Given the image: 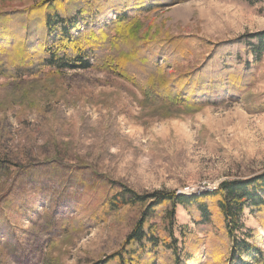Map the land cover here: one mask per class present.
Listing matches in <instances>:
<instances>
[{
  "label": "rangeland",
  "instance_id": "rangeland-1",
  "mask_svg": "<svg viewBox=\"0 0 264 264\" xmlns=\"http://www.w3.org/2000/svg\"><path fill=\"white\" fill-rule=\"evenodd\" d=\"M41 1L0 0V9ZM101 1L96 8L106 10ZM31 13L35 25L41 12ZM140 16L139 32L185 36L179 48L186 51L198 38L224 43L263 30L264 0H175ZM19 25L17 18L0 19V31L8 35L0 45L11 43L14 53L24 35ZM101 30L99 37L106 28ZM37 38L27 36L31 57L42 53ZM221 59L214 54L205 73L219 68ZM228 61L233 72L231 67L241 68L234 57ZM37 65L17 79L0 76V264H94L107 258L139 211L107 209L118 186L200 195L222 181L264 171V54L244 94L214 85L215 101L193 112L143 103L132 85L96 66L56 71ZM242 223L264 251V224L247 209ZM183 227V247L197 259L192 264H224L228 250L217 215L206 237L178 206L174 234L180 246ZM157 264H170L169 258Z\"/></svg>",
  "mask_w": 264,
  "mask_h": 264
},
{
  "label": "trees",
  "instance_id": "trees-1",
  "mask_svg": "<svg viewBox=\"0 0 264 264\" xmlns=\"http://www.w3.org/2000/svg\"><path fill=\"white\" fill-rule=\"evenodd\" d=\"M102 1L106 10L96 8L100 0H42L24 9H0V19L17 18L19 30L24 34L17 53L11 49V43L0 45V76L20 78L34 68L32 65L36 62L39 67L56 71L96 66L132 85L143 103H159L163 108L179 107L185 112L212 104L217 93L212 90L214 85L231 86L234 92L244 94L250 82H254L255 67L261 63L264 54V29L224 43L213 44L198 38L197 45L181 51L179 43L185 41V36L154 38L137 30L144 11L175 0L160 3H154L156 0ZM31 12H41L35 25L29 21ZM101 16L109 23L106 19L101 20ZM101 21L102 25L96 29L95 24ZM103 26L106 31L99 37L96 31L102 29V32ZM27 36H37V40L42 37L41 44L38 43L42 53L35 57L26 54L29 49ZM7 37V33L0 31V39ZM92 39L97 41L90 44ZM205 46L211 48L203 51ZM224 49L227 52H222ZM218 52L223 58L221 66L217 68L216 65L206 74L208 61ZM229 55L241 67H231L237 69L235 72L225 67L224 61L230 62ZM106 206L109 211L124 207L139 211L119 249L94 264H157L164 256L169 258L170 264L196 263L194 253L183 247L187 240L186 228L180 229L181 246L174 234L178 206L187 212L196 229L206 237L210 235L208 227L214 216L220 218L221 235L228 250L224 264H264V251L252 241L253 230H244L242 223L247 209L264 224V171L222 181L213 192L200 195H184L165 189L138 193L121 185L111 192Z\"/></svg>",
  "mask_w": 264,
  "mask_h": 264
}]
</instances>
